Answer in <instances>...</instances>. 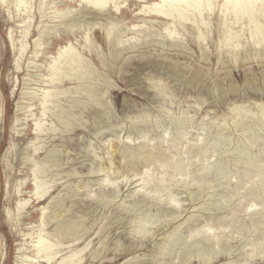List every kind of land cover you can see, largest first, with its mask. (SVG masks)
<instances>
[{
	"label": "rangeland",
	"instance_id": "1",
	"mask_svg": "<svg viewBox=\"0 0 264 264\" xmlns=\"http://www.w3.org/2000/svg\"><path fill=\"white\" fill-rule=\"evenodd\" d=\"M17 1L0 0V264L33 255L43 208L41 234L73 264H264V6L218 0L180 21L117 0L111 51L99 25L86 43L49 19L82 3ZM69 41L87 48L88 95L46 84Z\"/></svg>",
	"mask_w": 264,
	"mask_h": 264
},
{
	"label": "bare ground",
	"instance_id": "2",
	"mask_svg": "<svg viewBox=\"0 0 264 264\" xmlns=\"http://www.w3.org/2000/svg\"><path fill=\"white\" fill-rule=\"evenodd\" d=\"M67 1L69 2L77 1V2L82 3L83 5H85L84 11L86 12L82 11L79 14V13L72 12V10L70 9L69 10H61V9L58 10L57 9L53 13V17L49 19L52 22L53 20H58L61 28H64V30L62 29V36L63 35L73 36L74 32L77 33L79 31H84L85 33L84 39H85V42L88 43L89 41L88 40V30H90L89 28L90 25H99L106 32L107 38H111V31L117 27V22L119 21V19L111 17L108 14V11L106 8L107 6L113 3L116 6L117 0H66V2ZM217 1L218 0H161L160 3H157L153 6L151 11L155 13L157 17L162 18V19L176 20V18H178L180 21H189L191 17H194L195 14L200 15L202 11L205 9L212 11L214 2H217ZM17 3H18V6L22 8L25 5V2L23 0H18ZM242 4H243V7H246L247 9L250 10V13H252L254 11L259 10L260 8L264 6V0H223V4L221 5V8L222 10L224 9L225 11H228V12H236L237 7H241ZM86 7L87 8L89 7L90 9H87ZM104 11H106V13ZM43 29L44 30L43 32H41V35L47 34L48 28H43ZM256 34L260 36L259 38L261 40H264V30L260 26L256 27ZM40 39L41 37L39 38V40H37L36 45H35L37 48H39V51H40V48H42L41 47L42 43ZM108 45H109L110 50L114 51V47H113L114 45H113L112 38L110 41H108ZM86 49L82 50V52H78L77 48L74 47L71 41H69V43L66 46L61 48L57 53V58L52 59V63L49 65V70L51 71V73L47 75L46 84H53L56 81L62 82L64 80L66 82H71V81L74 82V79H75L80 82L79 83L80 85L78 87L80 91L84 93L85 95H88L91 89L90 87H88L89 86L88 83L90 82H87V81L91 78H89L90 77V72H89L90 62L84 57V55L87 52ZM83 51H85V53ZM37 53L39 52L36 51L34 54L36 55ZM51 97H52L51 92L43 89V92H42L43 100L41 102V106L44 107L45 105H47ZM22 109H29V107L28 106L22 107L20 110ZM42 110L44 113L45 109H42ZM34 124H35V133H37V135L40 133H43L42 132L43 125H42L41 118H38L36 120V123ZM16 133L20 135V133L22 134V131L16 130ZM36 149L38 148H35V150ZM23 160L24 161L29 160V157L24 156ZM33 163H34L33 167L35 168L33 172L36 173L39 170L40 166H39V163H36L34 161V159L32 160L31 165ZM36 177L33 179L34 196L37 199H39V198H42L46 193H48L47 189L49 187L45 189V184H44L45 181L44 183L41 182L40 180L38 181L37 180L38 177L37 178ZM27 204H28L27 200H25L23 203L18 202L17 213H20L21 211H23L25 207L27 206ZM42 210H43L42 218L40 219V224L37 226L38 232L36 234V241L34 242V244H32L33 245L32 246L33 255L29 256L28 254H26L25 248L19 249L16 264H73L71 261V256L60 258V260L57 259V253L53 251L54 249H52L51 245L48 243L46 239H44L43 235L41 234L44 232L43 227L45 226V221H44L43 215L45 214L44 212H46L45 211L46 209L43 208ZM25 236H28V235L27 234L23 235V237Z\"/></svg>",
	"mask_w": 264,
	"mask_h": 264
}]
</instances>
